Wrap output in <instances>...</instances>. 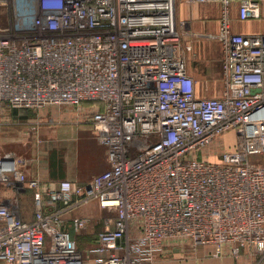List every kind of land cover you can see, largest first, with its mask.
<instances>
[{"label": "built area", "instance_id": "built-area-1", "mask_svg": "<svg viewBox=\"0 0 264 264\" xmlns=\"http://www.w3.org/2000/svg\"><path fill=\"white\" fill-rule=\"evenodd\" d=\"M179 1L0 0V124L5 103L93 101L86 119L109 159L87 182L45 187L0 153L1 263L86 264L63 224L86 227L92 216L68 213L95 199L109 211L94 248L102 264H153L175 238L264 264V31H236L230 15L237 1L254 18L264 0H185L220 5L215 93L189 71ZM25 187L32 220L19 210Z\"/></svg>", "mask_w": 264, "mask_h": 264}, {"label": "crops", "instance_id": "crops-1", "mask_svg": "<svg viewBox=\"0 0 264 264\" xmlns=\"http://www.w3.org/2000/svg\"><path fill=\"white\" fill-rule=\"evenodd\" d=\"M191 5L195 17L203 16L209 19L217 16L218 31L219 3L205 1ZM191 5L185 0L178 2L179 19L187 18L182 14H186L187 7L191 10ZM230 15L234 30L254 32L257 25L254 20L259 15L243 19L237 1L231 3ZM203 26L205 29L211 27L210 23ZM257 27L264 31V25ZM189 71L198 83V90L207 92L206 82L209 81L207 75L202 74L201 81H198L199 78L190 68ZM220 79L223 83L222 67ZM222 88L216 89V92ZM97 106V103L88 100L78 104L63 102L43 107H18L5 103L1 111L3 116L0 124V153L10 152L18 157L20 169L25 176L40 179L45 187H58L60 180L65 178L87 182L109 165L107 148L98 139L93 123L86 119V115ZM18 200L22 218L34 219V189L30 187L22 189L18 193ZM44 200L43 209L52 210L54 206L49 202L47 193ZM82 214L93 217L88 225L81 229L82 231L76 230L70 219L66 220L63 227L78 240L86 264H102L97 262L98 253L94 248L99 231L106 228L104 219L109 211L101 208L94 199L68 213L69 216ZM251 262L252 258L245 252L239 256L234 255L229 245L224 247L222 253L216 254L213 245H195L189 239L175 238L167 240L153 264H251Z\"/></svg>", "mask_w": 264, "mask_h": 264}, {"label": "rangeland", "instance_id": "rangeland-1", "mask_svg": "<svg viewBox=\"0 0 264 264\" xmlns=\"http://www.w3.org/2000/svg\"><path fill=\"white\" fill-rule=\"evenodd\" d=\"M190 7L191 10H188L187 7L186 14L181 13L187 18L179 19L182 29L185 28L181 37L182 49L188 60L189 68L194 72L195 76L199 78L198 81H201V77H203L202 74H206V78L209 79V81L206 82L208 83L207 93H215L223 86L220 77L221 67L223 71L224 52L217 36L218 31L216 27L218 17H209V19L203 16L195 17L192 11V5ZM258 15L259 16L254 21L258 26H262L264 25V4ZM188 23L189 26L186 25ZM209 23L211 26L210 29H205L203 25H208ZM257 25H255L254 31L262 30L261 27H257ZM78 246L80 247L79 242ZM253 263L252 261L251 264Z\"/></svg>", "mask_w": 264, "mask_h": 264}]
</instances>
